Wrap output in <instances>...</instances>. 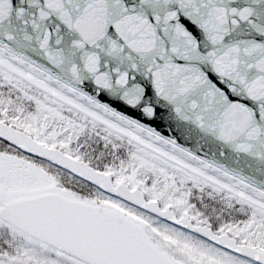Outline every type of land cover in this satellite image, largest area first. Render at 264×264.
<instances>
[{
  "label": "snow or ice",
  "instance_id": "1",
  "mask_svg": "<svg viewBox=\"0 0 264 264\" xmlns=\"http://www.w3.org/2000/svg\"><path fill=\"white\" fill-rule=\"evenodd\" d=\"M0 264H264V0H0Z\"/></svg>",
  "mask_w": 264,
  "mask_h": 264
}]
</instances>
